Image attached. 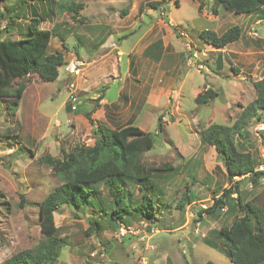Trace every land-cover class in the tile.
I'll return each instance as SVG.
<instances>
[{
    "label": "rangeland",
    "instance_id": "obj_1",
    "mask_svg": "<svg viewBox=\"0 0 264 264\" xmlns=\"http://www.w3.org/2000/svg\"><path fill=\"white\" fill-rule=\"evenodd\" d=\"M54 1L71 3L77 11H60L55 3L46 7L37 0H30L31 5L0 0V40L27 36L28 23L36 16L43 18L40 26L53 33L51 51L64 54L56 80L43 81L36 74L24 80L27 88L16 111L11 108L12 94L0 98V264L42 241L40 204L62 182L42 158L48 154L62 158L77 144L94 143V125L104 121L92 117V125L86 113L98 107L99 94L124 105L108 113L110 127L132 123L154 136V147L143 153L146 164L168 163L178 169V174L158 181L164 199L177 206L182 194L191 191L196 200L184 209L168 207L160 224L133 218L122 232L101 213L111 208L112 197L99 184V194H91L94 207L79 211L64 205L54 213L58 235L66 240L55 264H204L209 260L234 264L204 237L212 238V231L229 226L236 212L222 209L216 218L205 213L201 217L199 212L212 206L223 188H233L235 197L238 180L243 202L255 199L264 207V179L252 188L248 178L236 176L231 181L216 159L215 147L201 142L200 132L212 123L232 124L242 106L257 96L254 82L264 76V6L246 15L222 6L216 13L213 0H168L158 8L149 6L156 0ZM45 10L53 16L43 15ZM11 15L18 18L6 31ZM206 18L218 20V34L239 25L243 35L223 48L204 44L199 32L211 24ZM109 51L107 62H93ZM149 51L158 57L146 54ZM69 73L76 76L70 78ZM22 81L14 80L11 89ZM211 88L218 96L197 104L198 93ZM82 89L93 98H81L79 106ZM146 89L151 98L148 106L145 97V103L141 101ZM140 104L144 107L139 112ZM247 129L248 134L236 142L258 165L264 155V115ZM126 188L138 193L134 186ZM94 218L103 224L101 231L92 227Z\"/></svg>",
    "mask_w": 264,
    "mask_h": 264
},
{
    "label": "trees",
    "instance_id": "obj_2",
    "mask_svg": "<svg viewBox=\"0 0 264 264\" xmlns=\"http://www.w3.org/2000/svg\"><path fill=\"white\" fill-rule=\"evenodd\" d=\"M19 1L30 5L33 3L30 0ZM37 1L43 2L46 7L55 3V8L58 7L60 11H64L65 8L77 11V7L71 3ZM167 1H151L149 6L158 8ZM213 1L216 13L217 7L222 6L236 13L249 15L264 6V0ZM34 7L33 12H38L36 4ZM202 9L203 2L200 1L199 10ZM41 12L43 15L53 16L50 11ZM10 17L7 20L6 31L14 24L15 18H18L12 15ZM42 22L43 18L33 16L28 23L27 36L21 39L0 40V98L12 94L14 100L11 108L15 111L18 109L19 99L27 88V83L24 82L27 77L36 74L43 81H54L59 76V67L64 63L62 50L51 51L53 33L50 29L42 28L40 26ZM242 35L243 29L239 25L229 27L222 34L213 29H203L199 32L202 40L217 48H223L239 40ZM151 52L146 54L158 57L157 53ZM16 79L23 81L15 89H11ZM254 86L257 96L242 106L232 124L212 123L200 132L201 142L215 147L216 159L224 166L228 178L231 181L236 176L242 177V180L248 178L252 186L264 179V171L256 170L257 161L250 152L239 147L236 138L247 135V127L252 121L255 118L259 119L261 114L264 115V76L255 81ZM217 96L212 88L206 89L198 93L195 102L206 103ZM86 115L93 125L91 114L88 112ZM162 123V116H159L160 131ZM94 127L93 144H77L73 151L64 152L62 158H55L49 154L42 158V161L51 166L62 180L40 204L43 239L33 248L14 253L1 264H55L66 240L58 235L54 213L64 205L79 211L87 206L94 207L91 194H99V184H103L112 197L111 208L108 211L103 209L101 213L107 216V222L117 231L122 226L128 228L132 219L138 217L145 218L147 224L151 225L163 223L168 207L178 206L179 209H184L185 205L196 200L189 191L191 189L189 186H187L189 193L182 194L180 200L176 202L177 206L165 200L166 193L158 181L163 178L162 176L176 175L179 171L168 163L149 165L143 161V153L154 147L155 140L151 133L132 123L113 128L102 122ZM239 182L240 180L234 184L235 197L233 188H223L219 196L214 198L213 205L199 212L201 217L205 213L213 218H216L218 211L222 209H227L228 214L236 212L229 226L212 231L214 237L208 235L204 237V241L212 248L225 253L235 264H263L264 207L255 204L253 201L255 199L243 202ZM127 186H134L138 193L135 194V191L126 188ZM231 199L235 200L233 204H230ZM91 225L99 231L103 228V224L97 218L91 219ZM204 264L215 263L209 260Z\"/></svg>",
    "mask_w": 264,
    "mask_h": 264
},
{
    "label": "crops",
    "instance_id": "obj_3",
    "mask_svg": "<svg viewBox=\"0 0 264 264\" xmlns=\"http://www.w3.org/2000/svg\"><path fill=\"white\" fill-rule=\"evenodd\" d=\"M206 15V14H205ZM202 18V17H201ZM207 20H209V21H211L210 23L211 24H206V26H202V27H205V29H213V30H215L216 31V29L217 28H219V22H218V20H214V19H210V18H206ZM202 40V39H201ZM203 41V40H202ZM203 42H205L204 44H207V42L206 41H203ZM161 47H163V46H161ZM197 48V47H196ZM105 49V48H104ZM180 48H174V51H177V50H179ZM181 53H180V56H183V52L184 51H180ZM111 55H112V53L109 51V52H103V53H100L99 55H97V56H95L94 58H93V62L94 63H96V64H99V65H101L100 64V62L101 61H105V62H107V59H109V58H111ZM179 55V54H178ZM185 55V54H184ZM75 57H77V56H75ZM84 63V62H83ZM130 64H131V62H130ZM76 75H74V74H72V73H69V77L70 78H74ZM71 84V83H70ZM79 93H80V101H79V106H80V102L82 101L83 102V100L81 99V98H83V97H85V99H92L93 98V96L92 97H90V96H88V95H86V92L82 89V90H79ZM143 94H142V97H141V101L143 102V103H145V101H146V105L148 106L149 104H150V100H151V98H150V94H149V91H148V89H146L145 90V93L144 92H142ZM96 94V93H95ZM93 95V94H92ZM94 96H96V95H94ZM99 96H102V98L98 101V107L97 108H94L93 109V113L91 114L92 115V117L94 118V119H99V120H101V118H102V120L101 121H104L103 123H105V124H107V125H109V124H111L110 123V116H109V114L110 113H114L115 111H116V108H124V105H121V106H117V105H115V103H114V101H109L108 99H106L105 97H103L104 95H97L96 97H99ZM95 97V98H96ZM144 97H145V101H143L144 100ZM131 103V102H130ZM70 105H71V102H70ZM144 104H140V105H138V108H139V112L143 109V106ZM78 106V107H79ZM108 108H110L111 109V112H109V111H107V109ZM71 109H72V106L70 107V109H69V111H71ZM129 109H131V110H133L132 109V103H131V105L129 106ZM102 110V111H101ZM109 113V114H108ZM76 114H81V113H76ZM108 114V115H107ZM104 116V117H103ZM264 182V181H263ZM248 188H252V184H251V182L248 184ZM254 197H255V195H254ZM253 197V198H254ZM249 200H251V199H248V200H246V202L247 201H249ZM232 262V261H231ZM233 263V262H232ZM227 264H230V263H227ZM235 264V263H234ZM264 264V263H263Z\"/></svg>",
    "mask_w": 264,
    "mask_h": 264
},
{
    "label": "built area",
    "instance_id": "obj_4",
    "mask_svg": "<svg viewBox=\"0 0 264 264\" xmlns=\"http://www.w3.org/2000/svg\"><path fill=\"white\" fill-rule=\"evenodd\" d=\"M256 170L264 171V155L262 156V161L256 166ZM123 227H125V226H122L119 228L122 232H124Z\"/></svg>",
    "mask_w": 264,
    "mask_h": 264
}]
</instances>
